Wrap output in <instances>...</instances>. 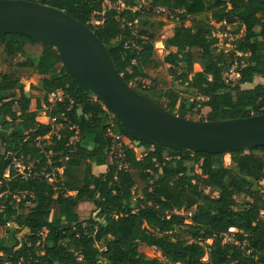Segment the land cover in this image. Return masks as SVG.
I'll return each mask as SVG.
<instances>
[{
	"label": "trees",
	"instance_id": "16d2710c",
	"mask_svg": "<svg viewBox=\"0 0 264 264\" xmlns=\"http://www.w3.org/2000/svg\"><path fill=\"white\" fill-rule=\"evenodd\" d=\"M28 1L87 25L124 82L172 114L187 119L209 109L200 122L264 115V84L243 88L264 77V0ZM105 1L125 9L101 16ZM145 3L181 12L171 37L159 36ZM95 13L103 25L91 24ZM213 22L233 37L224 41L230 48L217 46ZM0 65L6 68L0 73V230H6L0 264H264V147L192 154L151 146L74 83L53 46L26 36H0ZM163 66L179 83L170 90L148 74ZM234 67L240 77L230 81L225 75ZM34 76L40 78L32 87L39 99L32 111L33 94L24 83ZM57 90L66 98L46 113L62 128L59 138L46 140L52 129L38 118ZM109 131L135 145L123 144L122 169L111 156ZM94 166H107V172L96 176ZM59 168L63 174L49 183L43 174ZM82 203L94 205L95 217L81 219ZM182 210L192 216L175 213ZM231 228L237 232L227 242ZM143 246L164 261L147 257Z\"/></svg>",
	"mask_w": 264,
	"mask_h": 264
},
{
	"label": "water",
	"instance_id": "95a60500",
	"mask_svg": "<svg viewBox=\"0 0 264 264\" xmlns=\"http://www.w3.org/2000/svg\"><path fill=\"white\" fill-rule=\"evenodd\" d=\"M26 36L53 46L74 83L90 92L107 115L151 146L192 154H229L264 147V115L194 121L167 111L128 86L103 42L66 12L28 0H0V36Z\"/></svg>",
	"mask_w": 264,
	"mask_h": 264
},
{
	"label": "rangeland",
	"instance_id": "374dc122",
	"mask_svg": "<svg viewBox=\"0 0 264 264\" xmlns=\"http://www.w3.org/2000/svg\"><path fill=\"white\" fill-rule=\"evenodd\" d=\"M144 5H145L146 8L148 7L147 3H145ZM151 19H152V21L155 22L156 28H157V32H158L159 36L162 39H167V38L171 37L173 35V33H174V30H175L177 24H178L177 20H168L167 21L166 18H164L163 16H161V17L152 16ZM162 21L165 22L164 23L165 25L162 28H159V24ZM189 25H190V23L187 22L186 26H189ZM212 25L215 26V28H216V32L214 33V37L218 39L217 46L221 45L222 47H225L226 49L230 48V45H224V41L226 39H228L229 41H232L233 37L229 36L227 34V32L223 31L224 29L221 27L222 25H219V24L217 25L214 22L212 23ZM226 28H227V30L229 32L230 27L227 26ZM225 35L227 37H225ZM157 49L159 50L158 52H159V55L161 57H164L166 55V51H165L164 47L161 46V43H159L157 45ZM168 70H169L168 66H163L160 69L149 71L148 74H149L151 80L157 82L159 88L164 89V90H170L175 85H178L179 83L173 81V79L170 76ZM5 71H6V68L4 66L0 65V72L4 73ZM39 80H40L39 76H34L33 78L25 81V83H24L26 92L30 91L33 94V100H32V102H30V106H31V110L32 111L37 109V101L39 99V94L37 92H35L32 89V87L33 86L34 87L37 86L38 83H39ZM263 81H264V79H263ZM145 84L146 85H150L151 82L150 81H145ZM179 88L181 89L182 86H179ZM181 97H182V99H188V95H186V94H183ZM164 102L165 101H163V103ZM208 114H209V109L205 108V109H202V111L200 113H196V111H195V115H193V116L189 115L187 117V119L194 120V121H200L201 119H207ZM38 119H39L38 121L41 122V123H46L47 122V120L44 119L42 117V115H40V117ZM140 152H143V150H141ZM229 162H230V157L226 156V164L229 165ZM28 167L33 170V165L32 164L29 165ZM106 170H107V167H106ZM21 171H24V168H21ZM98 171L99 170L97 169V172ZM94 209H95V207H94L93 204H90V203L89 204L88 203L82 204L80 206V208H79V211H78L81 219L82 220H88V219H91V218L95 217V214L93 213ZM25 234H26V238H30L29 234H27V233H25ZM5 236H6V230L5 229L0 230V237L2 238V237H5ZM140 251L143 254H145L147 257H149V258H157V259H160V260L164 261V258L162 257L161 253L159 251H157L156 249L147 248V247L143 246V247H141Z\"/></svg>",
	"mask_w": 264,
	"mask_h": 264
},
{
	"label": "built area",
	"instance_id": "2783aa9c",
	"mask_svg": "<svg viewBox=\"0 0 264 264\" xmlns=\"http://www.w3.org/2000/svg\"><path fill=\"white\" fill-rule=\"evenodd\" d=\"M112 9H116L118 11H122V10L125 9V6L121 2H118L117 4H112L110 1H105L104 2V13H102L101 16H104V14H105V12H107V10H112ZM146 11L150 12L153 16H156V17L163 16L164 18H166L167 21L168 20H178L177 14L181 13V12H176V11H173V10L167 9V8L152 7L150 5H148V7L146 8ZM99 15L100 14L95 13V17H94V19L91 22V24H93L94 26L103 25V21L97 19V16H99ZM130 26H131V24H130ZM225 37H227V36L225 35ZM225 77L228 78V80H230V81H234L237 78H239L240 76H239V74L236 73L235 67H234L225 75ZM65 98H66V95H65V93L62 90H57V91L51 93L49 95V97H48L49 106L48 107L45 106L44 107L45 110L41 114L42 117L47 120L46 123H42V124L48 125L52 129L51 133L48 136L45 137L46 140H49L52 136H57V138H59V132H60V129L62 128V124L59 123L57 118L48 117V115L46 113L47 112L46 110L52 109L54 106H56V105H58L60 103H63ZM199 99L205 100L204 98H199ZM74 128L75 127H72L71 129L73 130ZM109 133H110V136L113 138L111 156L115 157L116 159H119V163H118L119 164V169H122L123 168L122 160L125 157L123 149H122L124 137L115 135L111 131H109ZM13 164H14L17 172L20 173L21 175H23L24 177H26V175H25V170H26L25 166L21 162L16 161V160L14 161ZM21 168H24V171H21ZM57 174L62 175L63 174V168L55 169L53 171V173H46L45 172L43 175L45 176V178L48 180L49 183H54ZM5 177L9 178L10 177V172H8ZM1 185H2V181L0 179V186ZM175 213L177 215H184L185 214L189 218L192 216V212L191 213H184V210H182L180 212L176 211ZM236 232H237V230L235 228L229 229V233L226 235V241L227 242H233V234H235ZM204 260L207 261L208 257H206Z\"/></svg>",
	"mask_w": 264,
	"mask_h": 264
},
{
	"label": "crops",
	"instance_id": "0c3cea01",
	"mask_svg": "<svg viewBox=\"0 0 264 264\" xmlns=\"http://www.w3.org/2000/svg\"><path fill=\"white\" fill-rule=\"evenodd\" d=\"M161 46H163L162 44H161ZM263 79H264V77H257V78H255V81H254V84H247V85H245L243 88L244 89H253L254 87H256L257 85H259V84H264V81H263ZM263 81V82H262ZM123 144H125L126 146H130V147H134L135 145L134 144H132V142L130 141V140H128L127 138H124V140H123ZM106 167L107 166H102V167H98V166H94L93 167V173H94V175H96V176H100V175H102V174H105L106 172H107V170H106ZM97 169L99 170L98 172H97ZM82 204H86V203H82ZM81 204V205H82ZM80 205V206H81ZM80 206H79V208H80Z\"/></svg>",
	"mask_w": 264,
	"mask_h": 264
}]
</instances>
